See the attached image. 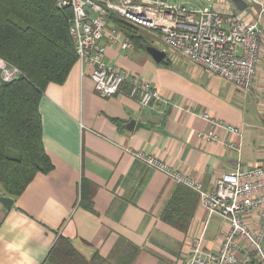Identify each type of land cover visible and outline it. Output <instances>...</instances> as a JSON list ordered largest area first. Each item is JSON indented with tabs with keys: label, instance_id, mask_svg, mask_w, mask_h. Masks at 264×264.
<instances>
[{
	"label": "crops",
	"instance_id": "0c3cea01",
	"mask_svg": "<svg viewBox=\"0 0 264 264\" xmlns=\"http://www.w3.org/2000/svg\"><path fill=\"white\" fill-rule=\"evenodd\" d=\"M243 1L242 10L225 0L211 7L247 20L257 18L260 5ZM113 20L108 19L110 26H116ZM261 25L264 45V19ZM137 28L140 42L126 34L132 42L127 49L104 41L106 58L151 81L162 99L142 106L131 95L129 82L103 97L90 68L78 62L64 83L48 84L39 110L53 168L38 172L10 207L0 200V264H57L48 254L60 236L86 258L98 252L108 264H183L200 235L206 248L219 249L228 222L219 215L209 217L197 192L129 150L155 155L200 180L206 190L224 172L264 165V52L255 85L245 90L170 49L169 56L158 31ZM150 45L165 50L169 63L156 62L146 50ZM205 113L239 127L240 133L216 126ZM209 129L216 131V140L199 136ZM181 186L186 191V228L162 217ZM2 196L8 195L0 182ZM88 201L93 210L84 205ZM210 219L217 222L214 229Z\"/></svg>",
	"mask_w": 264,
	"mask_h": 264
},
{
	"label": "built area",
	"instance_id": "2783aa9c",
	"mask_svg": "<svg viewBox=\"0 0 264 264\" xmlns=\"http://www.w3.org/2000/svg\"><path fill=\"white\" fill-rule=\"evenodd\" d=\"M252 1L260 5V12L257 18L247 20L242 15L227 14L214 7H195L166 0H56L59 7H69L73 12L70 33L75 42L77 62L81 67L90 68L89 75L96 91L109 97L129 82L131 95L144 107L162 99L161 92L151 81L107 60L106 43H120L124 49L132 46L127 33L109 25L110 15L139 28L158 31L171 51L242 89L251 90L264 52L260 41L264 0ZM0 66L4 80L21 73L3 58H0ZM204 118L216 126H225L230 132L240 133L239 127L214 120L209 113H205ZM199 136L208 141L218 138L214 129L202 130ZM129 151L197 192L208 216L219 215L229 224L217 251L206 248L204 237L200 235L194 239L190 256L183 264H264V165L239 166L233 172H224L216 177L214 188L206 190L200 180L155 155Z\"/></svg>",
	"mask_w": 264,
	"mask_h": 264
},
{
	"label": "trees",
	"instance_id": "16d2710c",
	"mask_svg": "<svg viewBox=\"0 0 264 264\" xmlns=\"http://www.w3.org/2000/svg\"><path fill=\"white\" fill-rule=\"evenodd\" d=\"M73 12L56 0H0V57L21 73L0 79V182L11 198L18 197L38 172H49L53 163L45 150L39 102L50 82L64 83L77 62L70 33ZM116 26L140 42L134 26L110 15ZM162 63H169L168 59ZM184 187L167 202L162 217L181 228L189 219L183 215ZM93 210L92 202L84 204ZM57 264H108L96 252L86 258L71 242L60 236L48 254Z\"/></svg>",
	"mask_w": 264,
	"mask_h": 264
},
{
	"label": "water",
	"instance_id": "95a60500",
	"mask_svg": "<svg viewBox=\"0 0 264 264\" xmlns=\"http://www.w3.org/2000/svg\"><path fill=\"white\" fill-rule=\"evenodd\" d=\"M233 2L241 10L244 9L246 6V3L243 0H233ZM146 50L152 56V58L158 63L162 62L165 59L166 54H167L165 50H162V49L157 48V47L152 46V45L147 46ZM133 123H134V121L131 122V124H133ZM0 200L7 207H10L13 204V199L9 196H2V197H0Z\"/></svg>",
	"mask_w": 264,
	"mask_h": 264
},
{
	"label": "rangeland",
	"instance_id": "374dc122",
	"mask_svg": "<svg viewBox=\"0 0 264 264\" xmlns=\"http://www.w3.org/2000/svg\"><path fill=\"white\" fill-rule=\"evenodd\" d=\"M168 1H170V2H181V1H184L186 4H189L190 6H193V5H199V6H202V7H206L207 5H208V7H211V4L212 3H215L217 0H168ZM204 1H205V3H204ZM219 1V0H218ZM226 2H233V0H225ZM234 3V2H233ZM235 4V3H234ZM236 5V4H235ZM213 7L214 8H216L217 6H214L213 5ZM217 9V8H216ZM160 47H162V46H160ZM167 51H168V55L170 56V52H169V48H167ZM0 58H2V57H0ZM4 59V58H3ZM6 60V59H5ZM8 63H9V65L11 66V65H13L12 63H10L9 61H8ZM15 66V65H14ZM15 67H17V66H15ZM18 68V67H17ZM19 69V68H18ZM1 70H2V67L0 66V76H1ZM2 77V76H1ZM0 77V78H1ZM3 78V77H2ZM2 80H4V79H2ZM215 219V218H214ZM211 220V222H212V219H210ZM210 222V223H211ZM215 225H217V222L216 221H214L213 220V222L211 223V229H214L215 228Z\"/></svg>",
	"mask_w": 264,
	"mask_h": 264
}]
</instances>
